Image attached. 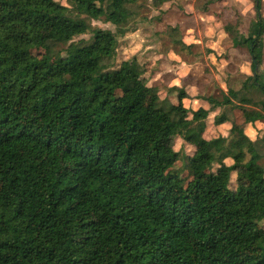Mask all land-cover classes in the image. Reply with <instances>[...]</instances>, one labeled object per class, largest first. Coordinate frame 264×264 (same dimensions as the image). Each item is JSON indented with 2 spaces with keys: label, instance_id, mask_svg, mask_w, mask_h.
Segmentation results:
<instances>
[{
  "label": "trees",
  "instance_id": "obj_1",
  "mask_svg": "<svg viewBox=\"0 0 264 264\" xmlns=\"http://www.w3.org/2000/svg\"><path fill=\"white\" fill-rule=\"evenodd\" d=\"M136 1L0 0V264H264V177L230 187L234 167L263 156L245 131L264 122L262 0L246 33L240 16L224 24L251 73L198 96L207 103L198 110L184 105L183 86L161 97L165 84L149 83L137 58L115 67ZM81 14L116 29L77 39ZM161 110L182 136L219 110L228 136L208 146L207 164L186 155L184 176L162 164Z\"/></svg>",
  "mask_w": 264,
  "mask_h": 264
},
{
  "label": "rangeland",
  "instance_id": "obj_2",
  "mask_svg": "<svg viewBox=\"0 0 264 264\" xmlns=\"http://www.w3.org/2000/svg\"><path fill=\"white\" fill-rule=\"evenodd\" d=\"M58 1L69 5L70 0ZM130 8L136 17L130 24L131 30L119 36L115 67L123 60L137 58L147 69L149 83L158 80L165 84L160 91L161 97H165V89L169 86H183L190 94L183 100L184 105L198 110L203 104L207 105L198 96L217 94L221 89H227L229 83L239 86L244 74L251 73L249 51L232 46L224 24L240 16V29L246 33L256 14L253 0H220L212 4H208L207 0H172L161 5H154L151 0H137ZM262 13L264 15V0ZM80 18L86 23L87 31L77 39L89 38L95 28L116 29L110 22L95 20L85 14H81ZM179 37L189 47L177 45L174 39ZM43 51L33 50L39 56ZM63 66L64 59H61L54 70L62 73ZM121 94L122 90H117L112 98L117 99ZM196 97L199 103H195ZM142 99L144 102L149 101L147 91ZM234 112L232 116L242 120L241 114ZM216 113H210L205 121L184 130L182 136L178 134V125L170 122L167 113L159 111L157 128L162 137L158 148L164 154L162 164L174 166L184 176L188 174L187 170H183L186 155L198 152L197 164H207L211 160L207 153L208 146L221 147L224 139L217 138L228 136L229 132V122L216 117ZM254 128L250 127L247 135L253 140L259 139L258 145L263 156L249 166L234 167L231 188H247L252 182L264 177V122L257 123ZM243 144L246 145L247 140ZM226 163L232 164L233 160L227 158Z\"/></svg>",
  "mask_w": 264,
  "mask_h": 264
},
{
  "label": "crops",
  "instance_id": "obj_3",
  "mask_svg": "<svg viewBox=\"0 0 264 264\" xmlns=\"http://www.w3.org/2000/svg\"><path fill=\"white\" fill-rule=\"evenodd\" d=\"M173 85H176V84H173ZM194 100H195V103H199V99L196 97V98H194ZM204 106H207L206 104H203ZM194 108V107H193ZM195 109V108H194ZM196 110V109H195ZM230 127V126H229ZM250 127H253L254 128V126H253V124H247L246 125V133L248 134V131L250 130ZM255 129V128H254Z\"/></svg>",
  "mask_w": 264,
  "mask_h": 264
}]
</instances>
